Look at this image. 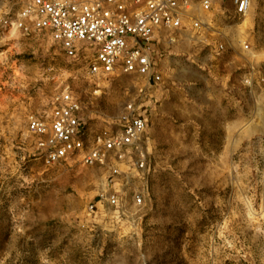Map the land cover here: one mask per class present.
Listing matches in <instances>:
<instances>
[{
	"label": "rangeland",
	"instance_id": "obj_1",
	"mask_svg": "<svg viewBox=\"0 0 264 264\" xmlns=\"http://www.w3.org/2000/svg\"><path fill=\"white\" fill-rule=\"evenodd\" d=\"M222 28L224 58L187 34L160 60L145 204L120 215L89 210L102 170L46 166L26 127L66 89L101 126L138 80L92 83L48 36L0 43V264H264V81H243L251 66L264 78V0Z\"/></svg>",
	"mask_w": 264,
	"mask_h": 264
},
{
	"label": "built area",
	"instance_id": "obj_2",
	"mask_svg": "<svg viewBox=\"0 0 264 264\" xmlns=\"http://www.w3.org/2000/svg\"><path fill=\"white\" fill-rule=\"evenodd\" d=\"M254 0H0V43L12 33L48 36L64 56L82 66L92 83L111 75L138 80L137 92L119 116L95 124L85 103L69 89L48 110L28 117L32 155L46 166L70 162L103 171L98 204L120 215L125 200L145 204L151 180L147 132L154 94L162 82L159 62L188 34L216 57L228 51L223 26L249 16ZM215 39V40H214ZM209 40L213 42L208 43ZM243 50L251 51L245 44ZM257 70V71H256ZM264 78L258 68L244 75L246 87Z\"/></svg>",
	"mask_w": 264,
	"mask_h": 264
},
{
	"label": "bare ground",
	"instance_id": "obj_3",
	"mask_svg": "<svg viewBox=\"0 0 264 264\" xmlns=\"http://www.w3.org/2000/svg\"><path fill=\"white\" fill-rule=\"evenodd\" d=\"M14 36H15V33H12L11 38L14 37ZM11 50H12V48H11L10 50H8L7 52H3V53L0 54V64H3V63L6 61L7 53H8L9 51H11ZM14 76H15V78H17V79H22L23 75H22L21 70L18 69V68H15V69H14Z\"/></svg>",
	"mask_w": 264,
	"mask_h": 264
},
{
	"label": "crops",
	"instance_id": "obj_4",
	"mask_svg": "<svg viewBox=\"0 0 264 264\" xmlns=\"http://www.w3.org/2000/svg\"><path fill=\"white\" fill-rule=\"evenodd\" d=\"M224 57H225V55L222 58H224Z\"/></svg>",
	"mask_w": 264,
	"mask_h": 264
}]
</instances>
